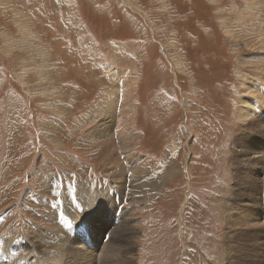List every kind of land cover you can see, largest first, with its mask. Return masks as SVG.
<instances>
[{"label": "rangeland", "instance_id": "obj_1", "mask_svg": "<svg viewBox=\"0 0 264 264\" xmlns=\"http://www.w3.org/2000/svg\"><path fill=\"white\" fill-rule=\"evenodd\" d=\"M240 78L264 93V0H0V255L49 264L72 230L113 264H235V162L264 147Z\"/></svg>", "mask_w": 264, "mask_h": 264}, {"label": "bare ground", "instance_id": "obj_2", "mask_svg": "<svg viewBox=\"0 0 264 264\" xmlns=\"http://www.w3.org/2000/svg\"><path fill=\"white\" fill-rule=\"evenodd\" d=\"M240 77H242V76H240ZM240 79H241V81L239 84H240V88H241L242 98H240V100L238 99V102L235 104L236 105L235 106L236 107L235 116L239 121L243 122V121L250 120L252 118V114H253V112H255V111H253V109L256 105H258L260 103L262 105H264V93H258L257 88H255L256 84L252 81H249L250 79H247L248 80L247 82H245L244 79H242V78H240ZM262 81H264V80H262ZM111 117L112 116H110V118ZM259 121L256 120L257 123L261 124ZM250 126H251V124H250ZM100 128H99L100 132H104V130H101ZM260 132H261L260 130L257 131L256 135ZM242 157L244 158V160L238 162L239 161V158H238L237 161L235 162V165L237 168L235 170L236 177H237V179H235L237 181V184H236L237 188H235L234 190L231 189V197L229 198L230 202L228 204V206H230V207H229V212H226V215L229 214L231 210H240L241 209L240 196H241V193L244 194L245 195V205L249 208L251 214H247V213L243 214L242 213L243 214L242 218L244 221L248 222V223H245V224H248V226H247L248 231H246V232L251 234V236H249L247 238V236L249 234H247V233L245 235L240 234L241 237L238 240H236V241L233 240V241H235V243L233 241L231 243H229L230 241L227 240L228 244L227 243L226 244H227L228 248H226V249L228 250L229 254L231 253L230 251L232 250L233 255L231 258L235 262V264H264V258L263 257L259 258V255H258L259 249H261V255H262V244H264L262 242L263 241L264 224H261V219H260L263 212L259 208L261 201L264 204L263 198L260 197L261 196L260 194L263 193L262 192L263 190H260L258 198H255V195L258 194V192H257L258 190L256 187L259 184V181H260V185H258V186L263 185V180L257 179L256 175H254V173H256V169H257L256 165L264 164V147L259 146V147H257V149L248 151V154L243 153ZM164 168L165 169H163V168L160 169V172H159L160 175L159 176H155V178L153 177L154 181L150 182L152 188L149 190H145V191H148L151 193L153 191L152 190L153 187H155V186L157 187L159 182L162 179L166 178L167 176L168 177L171 176V174L174 172L173 167H169V166L165 165ZM135 169H136L135 171L133 170L135 172L134 175H135V177H137L139 179L141 177V175L144 174L145 169L143 166H140V165L135 166ZM157 173H158V171H157ZM138 185L139 184L136 183L134 185V187L137 188V187H139ZM138 189L142 190V187H139ZM83 190L84 189H82V191ZM98 198H102V197L100 196ZM89 202H90V205L92 207H94L95 202H97V198L95 199L93 196L92 198H90ZM54 217H56V215ZM228 218H229V220H227V226H229L228 222L231 221V218L229 217V215H228ZM244 228H246V227H244ZM128 232H130V231H128ZM131 232L133 233V231H131ZM71 235H73L72 230L64 231V235H63L62 239L60 241L53 243L55 249H58L59 251L64 252V253L62 252L64 254V257L57 258V259H51L52 262H49V264H66L68 262V260L66 259V255H73L77 259L83 260V264H95L94 259H95L96 264H113L114 258L109 257V256L104 255V254L95 255L96 253H100V251L103 249V246L100 250L98 247H96L95 243L97 244V242L95 239L92 240L89 236H86V243L85 244H79V243L74 244L75 240L71 237ZM111 235L115 237L114 240L116 242L119 241V238L116 237V235L114 233H112ZM225 238L229 239L230 235H226ZM230 239H232V238H230ZM235 239H237V238H235ZM240 239H241V241H240ZM90 244H92L94 248H97L96 252L92 253L91 251H89L88 245H90ZM27 246H29V244H27L25 247H23V246L22 247L26 248ZM33 247H35L34 244H33ZM27 248H29V247H27ZM17 250H18V252L17 253L15 252L14 254L12 253V255L10 253L5 257L4 256L2 257L0 255L1 256L0 261H5L4 264H10V262L15 261L17 259V256L21 255V253L19 252L20 248H18ZM33 251H34L33 253H35L34 248H33ZM59 251H58V253H59ZM0 252H2V251H0ZM25 252H27V250ZM28 253H29V255L32 254L30 250L28 251ZM35 254H36V260L34 261L35 264H43L42 261H48L47 259H45V257L44 258L40 257V255H38L37 251ZM35 254H34V257H35ZM22 255L20 256L19 259L25 261L24 259L26 256L23 257ZM263 255H264V248H263ZM6 257H8V260H6ZM107 257H109V259L111 258L110 262L105 261L104 258H107ZM27 261H28V259H27ZM29 262L31 263L30 260H29Z\"/></svg>", "mask_w": 264, "mask_h": 264}]
</instances>
